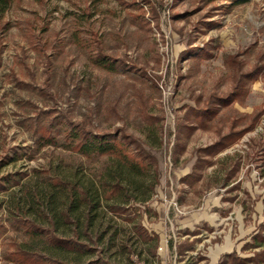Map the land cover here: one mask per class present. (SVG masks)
<instances>
[{
  "label": "rangeland",
  "instance_id": "obj_1",
  "mask_svg": "<svg viewBox=\"0 0 264 264\" xmlns=\"http://www.w3.org/2000/svg\"><path fill=\"white\" fill-rule=\"evenodd\" d=\"M148 1L153 10L145 0H12L0 14V177L12 174L20 181L0 190V222L7 228L0 264H13L2 254L16 244L74 264L98 257L104 264H219L228 254L245 258L264 248H248L264 224V68L246 84L241 102L221 109L204 127L185 118L189 107L199 109L211 95L230 92L237 73L233 56L242 71L262 56L264 65V0L231 8L226 1ZM95 40L111 59H96ZM203 48L210 56L195 59ZM121 62L125 69L113 68ZM35 106L89 119L97 132L123 128L155 155L152 196L129 207L135 222L158 235L155 255L134 235L132 222L104 209L90 236L81 227L93 253L60 251L12 227L16 214L51 227L45 206L29 202L33 193L49 191L55 177L98 181L108 164L55 147L32 154L27 120ZM259 113L254 130L209 154V147ZM183 124L189 127L180 131ZM59 220L56 234L71 236L74 223Z\"/></svg>",
  "mask_w": 264,
  "mask_h": 264
},
{
  "label": "trees",
  "instance_id": "obj_2",
  "mask_svg": "<svg viewBox=\"0 0 264 264\" xmlns=\"http://www.w3.org/2000/svg\"><path fill=\"white\" fill-rule=\"evenodd\" d=\"M207 1L209 3L226 1L229 5L228 7L231 8L246 4L250 0ZM11 3L12 0H0V14H3ZM144 4L151 7V3L148 0H145ZM136 7L142 8L141 6ZM151 9L153 10V7ZM143 17L145 16H142L141 20L143 25H149L150 20ZM171 17L175 18L177 15ZM154 18H158V16H152L150 19ZM156 27L160 29L158 23ZM30 31L32 33L30 36H33L34 29ZM92 45L98 61L111 59L104 53L99 41L95 40L92 42ZM209 56L208 49L203 48V50L194 54L193 57L201 60ZM158 60L160 61V57ZM262 60L263 56L259 57L258 63L251 70L242 71V64L237 60V56H233L230 62L236 65L237 73L235 84L232 86L230 92L221 96L216 94L211 95L204 106L199 109L189 107L186 111L185 118L193 117L194 120L200 123V127H204L208 121H211L214 116L218 115L221 109L227 108L235 102H241L248 93L246 84L255 82L263 71L264 65L261 63ZM113 65V68L115 67L114 69L119 70L121 68L125 69L127 66L123 62L119 66H116L115 63ZM17 83L22 87H31L27 83L20 81ZM40 92L44 95L47 94V90L44 89H41ZM215 103L217 105L214 106L213 104ZM35 108L37 110L35 115L27 120V129L33 138V144L27 146V149H31L32 154H36L48 147H55L72 152L89 162L106 159L108 164L99 174L98 181L91 180L87 184L79 178L72 181L55 177L50 182L52 188L49 191L40 190L33 193L29 202L31 205L45 206V210L49 212L48 215L52 216L50 219L48 218L51 227H45L41 223L21 214H16L12 217V227L16 230L23 231L25 235H29L32 238L38 236L42 240H48L52 247L60 251L81 252L83 254L93 253L95 250L83 240L81 233L87 236L89 235L87 232L100 215L98 210L104 209L106 211H103L104 214L108 211L111 214H117L132 222L134 235L138 240L148 243L151 247L152 255H155L159 241L158 235L149 233L142 222H135V217L131 216L135 213L129 208L130 201L144 204L152 196L155 183L158 180L157 158L155 155L147 150L137 138L127 134L123 128H116L113 131L97 132L93 129L89 119L75 121L67 113L56 112L52 109H42L37 106ZM261 115L259 113L253 116L249 126L237 131L231 130L228 134L224 135L221 141L207 149L209 154L212 156L216 155L235 144L246 133L254 130ZM153 119L156 120L157 118ZM188 127L183 124L179 130L183 131V129H188ZM17 158L21 159L22 154H17ZM5 159L7 161L12 160L9 155ZM238 167L237 165L234 173L238 170ZM146 178L150 179L148 186L145 184ZM184 180L186 182L190 181V176L185 177ZM6 184L14 187L20 185V181L14 175L7 174L0 177V190H7ZM101 206L103 207L101 208ZM59 219L67 223H74L76 228L73 230L71 236H59L56 234L58 224L60 223ZM82 226L84 232L82 231L80 233ZM6 231L7 228L0 222V237ZM103 233L96 235L98 241L102 238ZM253 239V244L249 247L247 246L248 248L255 249L263 247L264 224L260 226V230ZM90 240H92L91 237ZM2 256L13 264H74L67 263L65 260L57 257L44 255L34 249L26 248L19 244H16L13 250L7 249L3 252ZM133 256L141 262L138 257L139 255L135 254ZM101 259L99 257L94 260L88 259L86 262L77 264H104ZM219 264H264V248L254 251L252 256L245 258H241L234 253L228 254Z\"/></svg>",
  "mask_w": 264,
  "mask_h": 264
}]
</instances>
